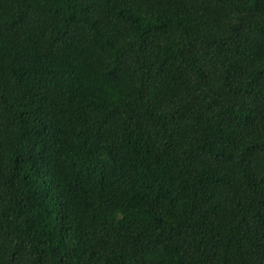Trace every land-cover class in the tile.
Segmentation results:
<instances>
[{"label": "trees", "instance_id": "16d2710c", "mask_svg": "<svg viewBox=\"0 0 264 264\" xmlns=\"http://www.w3.org/2000/svg\"><path fill=\"white\" fill-rule=\"evenodd\" d=\"M0 264H264V0H0Z\"/></svg>", "mask_w": 264, "mask_h": 264}]
</instances>
